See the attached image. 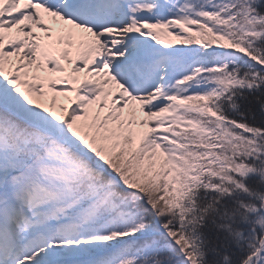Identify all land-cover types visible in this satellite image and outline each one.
Segmentation results:
<instances>
[{"label":"snow or ice","instance_id":"1","mask_svg":"<svg viewBox=\"0 0 264 264\" xmlns=\"http://www.w3.org/2000/svg\"><path fill=\"white\" fill-rule=\"evenodd\" d=\"M0 264H264V0H0Z\"/></svg>","mask_w":264,"mask_h":264}]
</instances>
